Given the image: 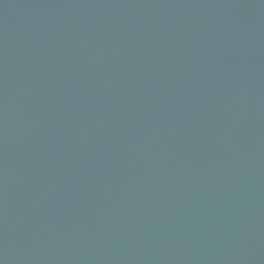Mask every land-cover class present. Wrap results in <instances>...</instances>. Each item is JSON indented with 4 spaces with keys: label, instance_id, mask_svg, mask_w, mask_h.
<instances>
[{
    "label": "water",
    "instance_id": "95a60500",
    "mask_svg": "<svg viewBox=\"0 0 264 264\" xmlns=\"http://www.w3.org/2000/svg\"><path fill=\"white\" fill-rule=\"evenodd\" d=\"M0 264H264V0H0Z\"/></svg>",
    "mask_w": 264,
    "mask_h": 264
}]
</instances>
